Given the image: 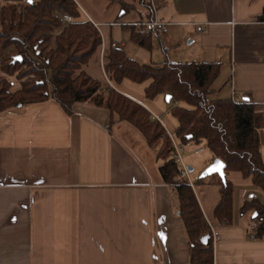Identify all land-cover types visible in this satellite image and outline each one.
<instances>
[{
	"label": "crops",
	"instance_id": "0c3cea01",
	"mask_svg": "<svg viewBox=\"0 0 264 264\" xmlns=\"http://www.w3.org/2000/svg\"><path fill=\"white\" fill-rule=\"evenodd\" d=\"M28 1L0 0V5ZM73 1L81 21L97 24L101 45L94 55L103 64L109 48L123 50L140 64H162L166 58L217 63L210 98L230 99L233 89L238 100L251 101L264 115V20H258L264 0L156 2L155 17L171 26L161 41L150 34L151 50L131 40L129 24L147 20L139 0H120L132 6L127 12L111 0ZM103 74L91 77L106 86ZM145 86L124 81L114 83L113 90L161 119L157 105L167 102L162 96L146 100ZM19 88L12 82V92ZM109 120L107 111L83 104L74 105L68 116L52 100L0 114V264H189L177 198L161 181L155 152L151 156L141 137L139 143L123 124L108 131ZM161 124L171 133L177 126L167 117ZM260 144L264 159V130ZM203 161L198 173L212 163L210 152ZM235 174L227 176L233 184L230 223L214 217L220 186L205 183L193 190L216 239L213 264H264V237L249 238L255 212L240 214L244 201H264L249 180Z\"/></svg>",
	"mask_w": 264,
	"mask_h": 264
},
{
	"label": "trees",
	"instance_id": "16d2710c",
	"mask_svg": "<svg viewBox=\"0 0 264 264\" xmlns=\"http://www.w3.org/2000/svg\"><path fill=\"white\" fill-rule=\"evenodd\" d=\"M123 12L132 6L120 0ZM161 5V0H156ZM148 11V0H139ZM63 10L73 21L62 23L55 11ZM73 0H33L30 4L0 5V114L10 109L56 102L68 115L77 104L109 113L107 130L117 124L136 131L144 145L155 152L163 184L174 189L177 208L189 247V264H213L212 232L194 192L178 180V167L171 159V142L162 124L135 101L89 76L81 70L101 45V36L92 23L81 21ZM258 20H264V7ZM132 27V26H131ZM55 42V47L52 42ZM131 40L151 50V35L138 34L132 27ZM165 57L167 51L164 49ZM20 58L18 61L17 58ZM104 71L115 84L124 81L144 84L146 100L169 96L170 116L176 121L174 136L183 145H205L213 160L224 164L225 181L217 175L196 181L220 186V199L214 209L219 222L232 220L233 184L227 178L237 173L264 193V161L260 151V131L264 115L249 100L233 104L230 99H211L213 84L220 65L203 62H171L140 64L119 48H109L104 56ZM14 77L20 88L12 92ZM19 107V108H20ZM256 213L251 219L249 238L264 237V204L257 198L246 200L240 207L241 216ZM207 236L203 244L201 237Z\"/></svg>",
	"mask_w": 264,
	"mask_h": 264
},
{
	"label": "built area",
	"instance_id": "2783aa9c",
	"mask_svg": "<svg viewBox=\"0 0 264 264\" xmlns=\"http://www.w3.org/2000/svg\"><path fill=\"white\" fill-rule=\"evenodd\" d=\"M148 3H149V6L151 8L152 19L137 22L134 24H129V25L134 27V31L136 33H138V34L149 33L161 41L168 35V33L170 31L171 23L160 21L155 17V13H156V9H157L156 0H148ZM55 15L64 24H69L73 21L72 17L63 10L55 11ZM88 21H90V19H88ZM122 24L123 23H112L111 26H118V25H122ZM93 26L95 28H97V24H93ZM112 46L114 47L115 44H112ZM105 78H106L107 88L113 89L114 88L113 87L114 82L112 80H110L107 76ZM230 101L233 104H238L240 102V100L237 99L233 89L231 91ZM176 105H177V102H173L170 105L169 109L175 107ZM151 119L156 120V121L161 123V119L152 113H151ZM165 133L171 142V147H172L171 159L174 161V163L178 167L177 178H178V180L183 181L193 191L195 188V183L191 178V172H189V167L186 165V163L184 161L186 145H183L180 142H178L176 138H172L166 130H165ZM192 152L194 155H198L201 152H203V148L197 147V148L193 149ZM215 242H216V239H215V237L212 236V245H214Z\"/></svg>",
	"mask_w": 264,
	"mask_h": 264
},
{
	"label": "rangeland",
	"instance_id": "374dc122",
	"mask_svg": "<svg viewBox=\"0 0 264 264\" xmlns=\"http://www.w3.org/2000/svg\"><path fill=\"white\" fill-rule=\"evenodd\" d=\"M138 49V48H137ZM82 68H84V70H86L87 73H89L92 77H96V78H99V79H102L103 78V61L99 59V57L97 56H93L88 64L86 66H83ZM12 82H15L16 83V80L14 77L11 78ZM141 85H136L135 87H137V89L140 88ZM107 87V85H106ZM158 107H160L162 109V115H164L161 119L163 121V118L164 117H167L170 121H172V117L169 115V108L170 106L167 105L166 103L164 102H161V105H157ZM126 127H128L127 125H124ZM164 126V125H163ZM114 127V126H113ZM112 127V128H113ZM165 130L169 133V135L172 137V138H175L174 136V133H171L169 129H167L168 127L165 125ZM129 131L132 132L133 135H135L137 141L139 143H141V139H140V135L136 132V131H133L132 128L128 127ZM139 136H138V135ZM143 145V144H142ZM144 149L146 151H148V153H150V155L152 156V151L149 150L146 146H144ZM198 147H202L203 148V152L200 153L199 155H193L192 154V150L194 149L193 146H187V154H186V151H185V154H186V157L187 159L190 161V163L195 167V171L193 173H191V178L192 180L194 181V183L198 180L200 174L202 171H200L198 173V170L200 167H197L198 165H202V166H205V163L203 160L207 159L209 157V151L207 150L206 146L205 145H199ZM185 156V155H184ZM263 159V158H262ZM184 161H185V158H184ZM264 161V159H263ZM201 166V167H202ZM206 168V167H205ZM203 170V169H202ZM231 175V174H230ZM236 176H238V174H235ZM250 187L255 190L257 192V196L260 197L263 201H264V193L258 189L256 186H254L253 184H249ZM196 187L199 186L198 184L195 185ZM234 188H236V190H238L240 188V185L239 183H236V185H234ZM255 194V193H254ZM264 203V202H263Z\"/></svg>",
	"mask_w": 264,
	"mask_h": 264
},
{
	"label": "water",
	"instance_id": "95a60500",
	"mask_svg": "<svg viewBox=\"0 0 264 264\" xmlns=\"http://www.w3.org/2000/svg\"><path fill=\"white\" fill-rule=\"evenodd\" d=\"M28 4H30L29 1H28ZM17 59H18V61H20L19 57ZM165 101L168 103L170 101V97L166 96ZM19 107H20V105L18 106V108ZM189 172H192V169L189 168ZM212 175H217L222 181H225L224 164L218 159L213 160L212 163L210 165H208L202 171L199 178L205 179V178L210 177ZM255 215H256V213H255ZM207 239H208L207 236H203V237H201L200 240L203 244H205L207 242Z\"/></svg>",
	"mask_w": 264,
	"mask_h": 264
},
{
	"label": "snow or ice",
	"instance_id": "6c2138e0",
	"mask_svg": "<svg viewBox=\"0 0 264 264\" xmlns=\"http://www.w3.org/2000/svg\"><path fill=\"white\" fill-rule=\"evenodd\" d=\"M32 2V0H29V3H31Z\"/></svg>",
	"mask_w": 264,
	"mask_h": 264
}]
</instances>
